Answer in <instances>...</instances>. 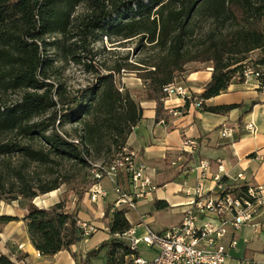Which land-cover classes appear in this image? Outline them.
<instances>
[{
  "label": "trees",
  "instance_id": "trees-1",
  "mask_svg": "<svg viewBox=\"0 0 264 264\" xmlns=\"http://www.w3.org/2000/svg\"><path fill=\"white\" fill-rule=\"evenodd\" d=\"M81 5L84 12L75 15ZM200 20L209 27L196 38ZM55 35L62 39L46 41ZM104 35L140 37L155 49L151 62L127 66L144 85L142 97L156 101L157 121L165 111V87L201 70L202 65L212 67V78L202 93L186 98V106L192 99L206 101L225 92L235 79L244 82L248 67L260 72V88H264V0H0V88L20 94L12 104L0 100V201L27 202L22 220L33 245L44 256L69 250L81 241L84 235L76 212L68 207V197L74 193L80 200L103 178L93 177L94 164L85 180L75 184L71 193L66 190L60 202L38 207L34 203L37 196L57 190L69 180L29 177L26 165L47 164L53 155L86 166L90 159L110 157L111 164L143 117L140 98L117 85L115 73L124 69L122 65L103 72L84 62L88 71H97V78L79 97L65 96L62 85L51 81L55 60L47 54L48 46L81 62L92 57V41ZM255 51L261 55L249 66V54ZM236 108L242 105L201 107L204 112L223 114ZM66 117L83 124L77 139L60 131ZM36 140H42L47 150L37 147ZM6 156H18L24 165L12 166L5 174L2 158ZM118 184L128 188V175L119 173ZM7 193L16 196L5 198ZM126 213L124 209L107 210L110 238L85 257L75 256L76 264H90L104 249L106 264H125L127 257L138 254L121 238L131 228ZM18 220L0 215V232L2 225ZM0 264L17 263L0 251Z\"/></svg>",
  "mask_w": 264,
  "mask_h": 264
},
{
  "label": "crops",
  "instance_id": "crops-1",
  "mask_svg": "<svg viewBox=\"0 0 264 264\" xmlns=\"http://www.w3.org/2000/svg\"><path fill=\"white\" fill-rule=\"evenodd\" d=\"M211 78L210 65H202L201 70L178 77L177 84L187 87L190 97L172 96L166 99L165 111L159 121L156 120V101L143 97L139 99L143 117L129 135L126 147L135 153L137 163L147 168L153 189L137 208L125 209L131 228L137 232L138 228L163 232L180 224L185 204L197 186L204 163L208 165L205 190L210 195L218 196L229 187L264 186V88H260L254 79L244 82L235 79L225 92L202 101V105L206 106L242 105V108L225 114L204 112L193 99L186 106V98L202 93ZM250 123L255 125L256 132L248 130ZM224 126L232 129L231 136H222ZM240 174L244 175L243 179L238 177ZM97 189L104 191L105 196L93 200L91 196ZM65 192V189L59 188L40 194L34 203L48 208L60 202ZM117 198L111 177L103 178L78 201L77 195L71 193L68 197L69 209L76 212L79 220L94 225L96 231L90 236H83L71 249L54 256L41 255L33 245L27 223L22 220L27 212V202L22 199L11 201L3 207L0 215L20 220L1 226L0 251L17 264H76L75 256L85 257L90 250L110 238L111 220L105 218V213L109 208H122L116 204ZM148 204L156 213L176 214L177 222L160 229L154 228L153 225L159 222L154 211H139L140 205ZM132 211L138 213V220L129 218ZM233 240L237 246L230 248L231 257L227 264H237L238 258H251L263 264L264 214L254 224L244 225L239 230L230 227L224 243L229 246ZM95 261L94 257L90 264H96ZM125 264H134L133 258L127 257Z\"/></svg>",
  "mask_w": 264,
  "mask_h": 264
},
{
  "label": "built area",
  "instance_id": "built-area-1",
  "mask_svg": "<svg viewBox=\"0 0 264 264\" xmlns=\"http://www.w3.org/2000/svg\"><path fill=\"white\" fill-rule=\"evenodd\" d=\"M260 72L253 67H248L244 72L245 81L254 79L260 83ZM167 99L172 96L190 97L187 87L177 84V80L164 89ZM198 107L202 101L195 102ZM248 130L256 132L253 123L248 124ZM222 136H231L232 129L224 126ZM207 163L202 164L197 186L185 204L183 217L178 226L163 232L149 229L143 237L137 236L135 228H130L121 235L134 251V264H227L231 254L230 248L237 246L236 241H231L227 246L224 238L232 227L239 230L247 224H254L257 218L264 214V186H249L245 191L239 188H226L218 196L210 195L205 190ZM128 175L129 187L118 184V174ZM93 177L102 179L111 177L115 183L118 195L116 204L121 209H135L139 202L145 200L153 189L147 175V168L137 163L135 153L124 147L108 166L96 165ZM244 178L243 174L238 176ZM105 196V192L97 189L91 198ZM84 236H90L96 231L91 223L78 220ZM145 243L155 253L152 260L144 259L139 251V244ZM237 264H261L251 258H238ZM264 264V263H263Z\"/></svg>",
  "mask_w": 264,
  "mask_h": 264
},
{
  "label": "rangeland",
  "instance_id": "rangeland-1",
  "mask_svg": "<svg viewBox=\"0 0 264 264\" xmlns=\"http://www.w3.org/2000/svg\"><path fill=\"white\" fill-rule=\"evenodd\" d=\"M85 6L81 5L77 8L75 15L84 12ZM209 27V23L204 20H200L197 28L195 37L199 38ZM62 39L61 36L55 35L46 38L48 42H54L55 40ZM92 57H86L81 62H76L72 59L71 55H64L56 46L50 45L47 47V54L51 56L54 61V76L52 80L55 84H61L63 89L62 92L65 96L75 97L83 95L89 88H91L97 78V71H88L85 63H90L94 66V70L100 69L103 72L108 69L116 68L118 66H124V69L120 73H115V79L118 87L124 91L129 90L132 95L136 98H142L144 85L138 78L135 72H131L127 65H138L143 66L142 62L149 63L156 55L155 49L145 41H141L140 37L124 39L123 37L116 36H103L98 41H92L91 44ZM260 51H255L249 54L248 64L252 66L255 64L257 59L260 57ZM87 56V55H85ZM19 92L8 91L5 92L0 88V100L6 104H12L19 100ZM63 125H60V131L67 134L72 139H77L82 134L83 124L79 122H73L68 117L62 118ZM37 147L44 148L47 150V145L42 140H36L34 143ZM4 164L2 170L5 174L10 173L12 166L21 167L24 165V161L18 156L3 157ZM109 158H103L98 161L90 159L89 166L78 164L74 161L67 159L57 158L52 156V161L47 164L41 163H28L24 170L27 172L29 177L41 178L45 181H52L55 179L69 180V184H63L62 189L72 192L71 188L80 182H83L91 172L93 165L108 166L110 163ZM11 178V177H10ZM16 196L15 194L7 193L5 198ZM7 203H11L7 199L0 201V213L3 212V207H6ZM140 212L154 211L153 206L140 205ZM155 213V217L159 220L153 227L160 229L165 225H173L177 222L178 216L171 212ZM137 212H130L129 218L132 221L138 220ZM139 226H137L138 228ZM149 232L148 228L144 230L138 228L137 236L143 237ZM139 251L141 256L146 260H152L155 257V253L151 247H148L145 243L139 244ZM106 250H102L101 253L95 257L96 264H104ZM231 257V256H230Z\"/></svg>",
  "mask_w": 264,
  "mask_h": 264
}]
</instances>
